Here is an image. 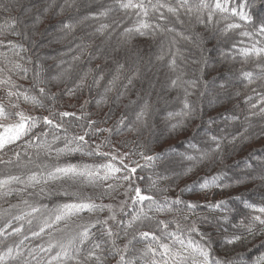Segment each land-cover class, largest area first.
I'll use <instances>...</instances> for the list:
<instances>
[{
	"label": "clouds",
	"instance_id": "9594fccd",
	"mask_svg": "<svg viewBox=\"0 0 264 264\" xmlns=\"http://www.w3.org/2000/svg\"><path fill=\"white\" fill-rule=\"evenodd\" d=\"M166 3L176 9L174 15L165 11L161 16L158 10L147 18L149 27L138 30L145 18L122 7V0H0V47L6 41L12 45L7 53L0 52V69L21 93L39 99L34 105L23 103L22 97L9 104L7 88L0 86V100L10 114L3 123H15L16 114L23 112L39 120L38 125L48 117L58 121L57 128L65 129L64 135L49 127L36 133L26 145L13 149V155H0V165L3 171L20 169L17 176L22 180L32 173L44 175L60 164L62 155L72 153L58 155L74 137L106 133L96 146L110 148L115 137L137 157L130 163L141 166L144 188L162 207L136 225L137 233L156 231L164 224L169 231L171 226L179 227L185 239L207 254L187 251L185 264H251L249 246L257 241L264 245V223L255 218V212L246 211L252 209L247 205L264 207V59L253 57L245 62L239 58L234 36L246 31L264 44L259 32L264 24V7H260L264 0H255L249 22L242 23L239 32L225 31L231 18L207 20L199 0ZM244 72L252 78H245ZM77 106L80 115L75 124L61 118L62 113H70L66 107ZM73 127H78L75 135L70 131ZM36 137L46 139L50 151L31 153ZM60 141L63 146L53 148ZM89 148L87 143L84 151ZM128 154L121 153V157ZM24 156L29 159L25 161ZM145 156L153 158L147 166ZM213 177H219L216 184L203 188ZM74 185L60 180L22 185L13 192L21 200L48 199L55 205L54 198L80 191ZM103 195L117 198L113 192ZM123 195L125 199L111 204L116 211V220L111 221L116 233L121 232V216L126 220L135 211L129 189ZM213 197L216 203L225 202L226 210L221 211L232 214L231 219L215 215ZM201 201H208L213 211H198ZM4 203L7 200L0 198V208ZM89 218L73 220L70 227ZM220 219L231 227L218 225ZM206 222L211 227L201 231ZM131 235L121 237L125 243L120 248L128 245ZM96 237L94 233L93 243ZM99 241L106 251L112 249L106 240ZM30 248L24 243L23 255L12 264H24ZM109 257H113L110 251L105 264H113ZM114 264H120L119 257Z\"/></svg>",
	"mask_w": 264,
	"mask_h": 264
},
{
	"label": "snow or ice",
	"instance_id": "6c2138e0",
	"mask_svg": "<svg viewBox=\"0 0 264 264\" xmlns=\"http://www.w3.org/2000/svg\"><path fill=\"white\" fill-rule=\"evenodd\" d=\"M184 0H181L183 3ZM230 0H199V9L206 10V19L214 21L217 13L221 17L227 19L231 18L232 22L225 25V31L232 32L241 29V22L246 24L249 22L248 9L255 6V0H239L234 7H228ZM122 7L133 9L140 13L145 21L138 26L139 29L148 28L146 22L151 13L156 11L167 12L170 15L176 13V9L167 5L166 0H122ZM239 21V22H236ZM261 36H264V24L259 28ZM242 37L252 38V34L246 31H241ZM5 46V45H2ZM11 48L10 43L7 44ZM234 51L239 58L245 62L255 57L257 59H264V44L260 39L252 40L250 45L237 46L234 45ZM20 68L19 65H16ZM243 76L247 79L252 78L250 72H244ZM0 86L6 87V95L9 104L15 99L23 98L25 104H38L39 99L31 96L26 92L21 93L20 90L10 78L6 79L3 75V70L0 69ZM16 93V95H13ZM74 116L71 113H62L61 118ZM10 118L9 109L4 102L0 100V153H3L6 148L18 141L26 135L32 128L36 127L40 121L26 116L23 112H19L15 116V123H3V121ZM54 118L45 117L43 124L49 128H57L59 125L54 122ZM87 135L74 137L72 144L66 146L65 149L60 150L58 155L65 152H80L84 151L85 145L88 141L85 139ZM38 143L31 145L36 147L37 152L50 151V143L45 139L41 140L39 137L35 138ZM74 145V146H73ZM87 155H98L105 158L109 157V153L103 152V148L97 145L95 151L88 149ZM17 160L20 159L17 154ZM147 163L153 159L150 156L144 157ZM117 156L111 155L110 160L104 163L90 165V164H58L54 168L46 171L44 175L32 173L22 180L20 176L10 175L6 178H0V198H6L13 192L12 185H24L25 187H32L36 185H43L50 182L60 180H70L76 185H92L99 186L103 182L122 180L131 184L133 177L136 175V169L141 168L140 165L135 164V167H129L124 164L123 158L120 157V164L123 167L117 166ZM123 173V175H118ZM142 179V177H141ZM219 177H213L211 181H206L202 187L209 188L216 184ZM120 184L109 183L107 185L106 193L114 192ZM23 189H20V194ZM134 195L131 197L132 207L135 211L128 214V218L124 220L121 216V232L113 231L114 225H110L109 221L116 220V211L111 204H97L93 197L85 195L81 190L75 193H65L68 200L63 203H57L51 208L43 207L38 201L34 199H22L20 204L11 206L10 208H0V244L4 245V249L0 250V264H12V261L17 257L23 255L21 248L25 241L30 237L40 240L47 237L43 243L37 247L30 248L28 252L29 259L25 260L24 264H105V249L102 247L100 241L93 243V230L98 229L103 240H106L112 245L111 252L113 257H119L120 264H136V260L128 258L127 254L129 248H135L138 253V259L143 260L144 264H160V257L164 264H185L187 251L192 253L199 252L200 255L207 254L199 249L197 245L188 239L187 243L183 238V234L179 227L175 231H169L167 224L162 225L159 230L147 229L137 233L135 227L137 224L148 218V213L153 210L160 211L162 207L153 201L149 194H143L141 188H129ZM179 203V202H176ZM145 205H148L145 208ZM216 209H225V202L221 201L211 205ZM188 207H192L189 205ZM253 212L259 213L256 219L264 223V207H253ZM108 210L111 214L105 219L97 216L92 219L91 214L103 212ZM83 213H89L87 221L76 224L70 227V222L84 217ZM63 225V227H61ZM131 233V239L124 248L119 247L118 241L122 236H127ZM158 233V234H157ZM12 237H18L13 240L14 244L9 245L7 242ZM171 241V243L165 242ZM180 245V249L176 250L175 245ZM136 245L142 247L136 248ZM181 249L184 250L182 253ZM107 251V254H108ZM258 264H264V258L258 261Z\"/></svg>",
	"mask_w": 264,
	"mask_h": 264
},
{
	"label": "trees",
	"instance_id": "16d2710c",
	"mask_svg": "<svg viewBox=\"0 0 264 264\" xmlns=\"http://www.w3.org/2000/svg\"><path fill=\"white\" fill-rule=\"evenodd\" d=\"M239 2V0H230L228 7H234L236 6V4ZM260 7H264V5H261ZM252 9H248V12H251ZM221 16V14L217 13V15L214 17L215 19H218ZM243 23V22H241ZM237 32H239V30H237ZM254 39H260L259 37H252L251 39L248 37H242L240 35H235L234 36V42L237 44V46H246V45H250L252 43V40ZM8 42H5V46L0 47V52H4L7 53L8 52V47H7ZM242 59V58H241ZM20 83H27L26 81H21ZM65 100H70V101H74L75 98L74 97H65ZM78 106L75 108H65L64 110L69 111L70 113H75L74 116H69V117H65L63 118L65 121H72L74 124L76 123V118L77 116L80 115L79 111L77 110ZM55 123H58V121H54ZM87 127V125L85 126ZM48 126L47 125H43L40 124L38 125L37 128H35L34 130H32L31 132H28L26 135H24L23 137H21L20 140L14 142L13 144L9 145L6 150L4 152L9 153V155H13L14 153L12 152L13 149H17L18 145H26L27 141L29 140L30 137H35L36 133L41 132V131H47ZM56 131H58L61 135L65 134V129L63 128H57L55 129ZM71 133L73 135H75V133L78 131V127H73L70 129ZM106 135V133L103 132H98L96 133V135H92L91 132H89V135H87L85 137V139L88 141V145L90 146V148H95L96 144L100 142V139H102L104 136ZM47 139H51V135L49 134V136L47 137ZM36 143H38V141L36 139H34L33 144L35 145ZM62 147L63 146V142H57V144L53 145V148L55 147ZM89 148V149H90ZM22 151V150H21ZM29 151L31 153H35L37 152L36 147H33L32 149H29ZM3 152V153H4ZM103 152L105 153H109V157L105 158L102 156H98V155H87L86 151H80V152H72L69 153L67 155H62L60 157L59 163L60 164H67V163H72V164H90V165H96V164H100V163H104L107 160H110V156L111 153H124V152H128L129 154L127 156H124V162L129 165V167H135L136 165L134 163H130V159L131 160H136L137 157L133 156L131 154V152L124 148L123 145L117 143V139L115 137H113L112 140V146L109 147H105L103 148ZM3 153H0V155H3ZM5 159H7V157H4ZM23 159L25 161H27L29 159V156H24ZM43 160H48L47 156L42 157ZM39 162V161H38ZM17 163H19V161H17ZM143 163V162H141ZM117 166L123 167L120 162L116 161ZM4 169V165H0V178H6L10 175H19L21 170L15 167H12L10 171H3ZM38 171V170H37ZM118 175H123V173H120ZM142 177V173H141V168H137L136 169V175L133 177V180L131 183H133L135 186H139L141 188V191L143 194H148V192L146 191V189L144 188L143 185V180L141 179ZM109 183H118L120 185H122V187H118L114 192L113 195H115L116 197H119L121 195V193L123 192L124 188L126 187V185L129 182H125L122 180H116V181H107V182H103L101 185L99 186H92V185H74V188H78L79 190H81L85 195L87 196H91L93 197L95 203L97 204H105L107 205V203H109L112 199V196H107V195H103V193H106L107 190V185ZM11 187L13 188H21L22 185H12ZM29 191H32V189H29ZM216 191H220V189H217ZM99 194V195H97ZM29 199H33V198H29ZM5 200H7V203L3 204L4 208H10V205L12 204H20L21 203V199L20 196L17 195L15 192L12 193V195L8 196L5 198ZM56 203H63L65 201L68 200V197L66 196H62V197H58V198H54ZM212 203H216V198L213 197L211 200ZM40 204H47L49 206V208L54 206V201L53 200H48V199H41L39 201ZM209 202L208 201H201L200 202V206L198 211L202 210L205 212H212V209H209L207 207V204ZM215 215L219 216V217H223L224 215H230V219H231V215L232 214H228L226 212L221 211L220 209H215ZM246 211H253L252 209H246ZM105 212H99V213H94L91 214V216L93 218H95L96 216H99L101 219H104L105 216ZM131 212H129L130 214ZM256 215H259V213H254ZM84 217H89V213H83L82 214ZM127 219V218H125ZM235 222V221H232ZM217 224H223L225 227H231V223L225 224L223 219H220L217 221ZM61 227H63V225H61ZM206 227H211V225H209L207 222L205 223L204 226H202L201 231L204 230V228ZM172 231H175V226H171ZM95 233H97V241L103 239L100 235V232L98 231V229H94L93 230ZM158 234V233H157ZM29 235V239L25 241V244L29 245V247L34 248L37 247L38 245H40L41 243L44 242V240L47 239V237H43L40 240L37 239H33L31 238V233H28ZM184 238V236H183ZM18 237H12L10 238L9 241H13V240H17L18 241ZM185 243H187L188 239H185ZM195 240L198 241L199 237H195ZM168 243H171V241H165ZM118 243L121 245V247H123V244L125 243L124 239H120L118 241ZM138 247H142V245H138ZM176 250L180 249V245H175L174 246ZM105 248H107V245H105ZM264 248V245H261L259 243V241H257L255 243V246H249V252H248V258L251 261V264H258V261L261 260V258H264V251H262L261 249ZM105 256L107 257V251H105ZM128 258L136 260V264H144L143 260L138 259V253L136 252L135 248H133L132 251H129L127 254ZM118 257H109V261L113 262L114 264V260L117 259ZM157 259H160V257H158Z\"/></svg>",
	"mask_w": 264,
	"mask_h": 264
},
{
	"label": "rangeland",
	"instance_id": "374dc122",
	"mask_svg": "<svg viewBox=\"0 0 264 264\" xmlns=\"http://www.w3.org/2000/svg\"><path fill=\"white\" fill-rule=\"evenodd\" d=\"M0 131H2V129H0ZM111 155H116V156H117V161L120 162L121 154H119V153H111ZM123 162H124V158H123ZM124 164H126V163L124 162ZM135 187H136V186H135L133 183H131V184L128 183V184L126 185V187L124 188L123 192L121 193V195H120L119 197H117L116 200H111L109 203H107V205H108V204H112V205H114V204L118 203L119 200H123V199H125L126 197L123 195L125 189L135 188ZM132 195H134V193H133V192H130V197H132ZM130 202H131V200H130ZM108 215H109V213L106 211V212H105L104 219L107 218ZM109 224L112 225V222L109 221Z\"/></svg>",
	"mask_w": 264,
	"mask_h": 264
}]
</instances>
